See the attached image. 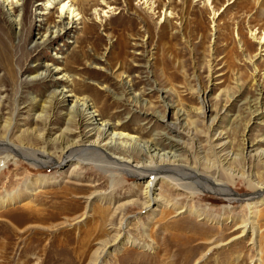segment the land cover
<instances>
[{"label":"rangeland","instance_id":"rangeland-1","mask_svg":"<svg viewBox=\"0 0 264 264\" xmlns=\"http://www.w3.org/2000/svg\"><path fill=\"white\" fill-rule=\"evenodd\" d=\"M46 1L27 0L23 36H17L0 11V34L9 40L12 65L9 74L0 62V143L8 137L17 146L37 151L43 148V142L26 137L35 129H43L36 119L48 100V89L41 80L25 79L22 71L29 69L32 77V69L58 56L69 66L77 89L85 88L88 95L105 104L103 111H116L125 118L127 112L111 104L114 99L98 83L118 92L121 77L131 75L132 85L145 90L155 106L150 112L162 106L156 93L149 95L152 86L171 90L172 102L186 110L199 107V97L206 93L207 105L214 112L206 119L194 113L188 117L203 152L212 147L208 122L217 111L221 116L216 131L222 136L219 141V137L214 138V145L217 152L225 145L222 156L228 157L232 151L241 153L243 139L263 141L264 108L260 116L253 117L249 109L260 95L256 79L264 73V53L256 39L264 32V0H83L85 18L68 33V46L59 44L58 49L37 53L31 37L49 23L47 15L41 17L39 12L43 8L40 4ZM50 1L51 15L57 20V7L63 0ZM108 7L112 8L108 14L101 13ZM255 66L260 72L255 73ZM126 123L144 129L146 140L153 139L164 125L157 118ZM54 124L50 133L59 135L65 128V117L56 113ZM189 144L183 146L187 150L182 155L189 162L192 159L190 163L199 166L203 176L229 185L237 198L262 199L255 194L264 184V159H256L252 153L231 166L222 163L217 169H209L205 163L195 164L198 145ZM263 149L264 145L256 147L257 151ZM49 150L59 162L60 151L53 146ZM9 158L6 166L0 167V201L7 197L13 200L0 206V264H93L103 252L102 245L114 241L120 233L117 228L124 222V244L111 247L98 264H264V203L253 210L259 234L254 240L251 234L238 238L242 233L238 224L250 215L245 202L226 201L210 191L196 194L191 201L158 183L157 191L169 201L191 203L202 213L223 219L213 223L190 213L164 216L162 212L171 210L164 206L155 215L139 206H126L131 210L123 217L114 216L118 205L141 200L136 178L123 175L112 189L110 175L93 165L76 170L71 165L38 168L20 155ZM247 169L253 179L241 176L248 174ZM74 173L81 179L77 181ZM45 179L48 183L43 185ZM93 193L107 194L110 200L101 202L93 197L87 207ZM101 212L108 213L103 217ZM127 239L140 246L128 244Z\"/></svg>","mask_w":264,"mask_h":264},{"label":"bare ground","instance_id":"bare-ground-1","mask_svg":"<svg viewBox=\"0 0 264 264\" xmlns=\"http://www.w3.org/2000/svg\"><path fill=\"white\" fill-rule=\"evenodd\" d=\"M210 1L211 0H208V2ZM26 3L27 0H1L0 2V11L6 16L13 30L17 32V36L24 35L23 29L26 24ZM83 4V0L61 1L57 7V20H53L51 15V7L53 4L50 0H47L44 4H40L43 6L39 11L41 13L40 15L41 17H44V15L46 17L47 15L46 20L49 23H46L43 30H38L31 37L32 44L37 49V53L58 49L60 47L59 44H62L61 46L64 44V48L68 46V33L72 30H76L78 27L77 22L85 18V14L82 10ZM111 10L112 8L108 7V9L102 10L101 13L106 15ZM98 11L99 10H96V12ZM255 36L256 35H254V37ZM256 39L258 40V49L262 50L264 53V32L260 37L256 36ZM8 41L9 40H6L3 35L0 34V62L4 68L8 69L9 74H11V49L9 48L10 45ZM60 57L61 56H58V59H54L50 62L46 61L37 65V68L32 69V73H35L32 77H30L29 69L25 70V73L22 71V76H25V79L41 80L48 89V91H46L47 94H49L47 97L48 100L43 103L41 107L42 111H40L41 113L37 115L36 119V121L42 122L43 129L39 132L35 129L31 133L29 132L30 135L26 137L35 142H43L45 145H43V150L37 151L31 149L32 147L17 146L7 137L4 142L0 143V155H4L0 167L6 166L7 161L10 159L9 157H14V155L24 157L38 168H48L51 165L57 167L71 165L73 169L76 170L84 166L93 165L110 175L112 178V189H115V183L121 181L123 175H130L137 179L139 184L137 188H139V191H142V198L141 200H133V202L128 204L118 205L117 208L114 209V216L122 215V217L126 212L131 210H127L126 206H132L130 208H138L137 206H139L153 215L158 213L159 208L164 206V209H171L170 211L166 210L162 212L164 216L168 214L179 216L190 213L200 218V220L207 219L209 222L220 223L223 218L219 217V219H217V217L215 218L212 215L209 216L205 213L206 211L202 213L200 210L192 207L190 202V204L181 205L178 201H169L162 195L161 190L157 191L158 189H156V186L158 183H161V185L167 186L170 190H175L188 196L189 200L194 199L195 195L202 191H210L224 197L226 201L247 203L250 215L247 220H242L238 224L237 229H241L242 232L238 238L245 234H251L253 240L255 239L256 235L259 233L256 226L258 221L256 220L255 223L253 210L258 207V205L264 203V184L262 183L259 186L256 184L258 187L255 195L258 198H262L260 201H252L254 197L251 196L237 198L229 185L222 183L216 177L210 179L203 176L199 171V166L192 165L190 163L192 159L189 162L188 158L183 156L182 153H184V150H187L186 147L183 146H186L188 142L192 145L196 143V146L198 145L196 155H198L199 158L195 164L199 163L202 165V163H205L208 165L209 169H217L222 163L223 166L227 164L231 166V164L236 163L239 159H246V157L250 156L252 153L256 156V159H264V149L261 151L256 150V147L264 145V139L259 143H253L247 139H243L245 144L241 153L232 151L229 152L227 155L228 157L222 156V153L227 150L224 147L225 145L223 146L224 149L221 147L218 152L216 151L217 146L214 145V138L219 137L217 140L219 141L222 136V134L216 131V126L218 124L217 120L219 116H221L217 111L213 119L208 122V135L211 134L210 138H208V142L212 147L209 151L203 152V146L200 147L201 145L197 144L198 140L192 132L194 123L190 122L188 117L190 114L194 113L197 117L201 116L206 119L214 112V110L207 105L206 93L204 96L199 97V107L186 110L178 108L172 102L170 96L171 90L159 88L157 85L152 86L149 95L156 93L162 106H160L161 110L150 112L149 108H155V106L147 98L148 93L145 90L132 85L131 79L129 78L131 75H129L128 78L121 77L122 83L118 92L102 84V82L98 83L102 90L105 92L107 91L111 99H114V102L111 104L115 105L118 110L127 112L124 115L125 118H122L121 113L116 111L112 113L103 111V109L106 108L105 104L99 103L98 100L93 99L91 95L87 94L88 90L85 92V88L80 87L77 89L75 82L72 80L73 75L69 66L65 61H60ZM255 58L257 57L255 56ZM41 60L42 59L39 61ZM96 65L99 64L97 63ZM103 69H105V67H102V70ZM257 72L260 71L258 67L255 66V73ZM148 73L150 79V71ZM255 75L257 76V74ZM260 77L261 79H256V82L259 84L260 95L254 100L255 106L249 109L252 117L259 115L262 112V108H264V73H262ZM240 88L242 89V87ZM33 100L35 101V99ZM1 105L2 100L0 99V106ZM138 111V116H134ZM56 113L64 116L66 120L65 128L63 130L61 129L59 135L50 133L54 131L56 127L54 124ZM156 118L163 121L164 125H161L162 130L155 132L156 136L149 140H146L142 135L144 129L131 128V126L126 123V121H138V123L147 122ZM246 128L248 129V126ZM21 139L23 140V136ZM217 145H221V143ZM51 146L55 147L56 151H60L61 159L60 161L58 160L59 162H56L53 156H50L52 154L49 150ZM4 150L10 152L5 153ZM202 155L204 156L200 157ZM211 156L215 159L209 160ZM223 157L224 160L220 161ZM260 161L262 162L261 159ZM233 170L235 169L233 168ZM233 170L229 169L228 171L233 173ZM247 170L248 174L245 175L242 173L243 175L241 176L247 179H253L252 173L249 172V169ZM73 176L77 181L81 179L78 173H74ZM41 183L43 185L47 184V179L41 181ZM93 197H97L95 199L101 202L110 200L107 194L93 193L87 200V207L93 202ZM10 201L12 202L13 200L7 197L5 201H0V206H5L6 203L8 204ZM107 213L108 212H101L103 217H105ZM230 222L232 221L230 220ZM125 227L126 224L124 222L122 226L117 228V231L119 230L120 233L113 242L102 243L103 252L99 254V257H97V260L93 264H98L102 256L107 252L110 253L111 247L116 248L124 244L125 237L123 235V229H125ZM127 243L132 246H140V243L130 239H127Z\"/></svg>","mask_w":264,"mask_h":264}]
</instances>
